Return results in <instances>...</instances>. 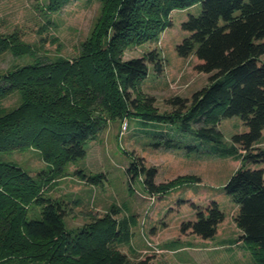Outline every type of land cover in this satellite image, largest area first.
Instances as JSON below:
<instances>
[{
  "label": "trees",
  "instance_id": "1",
  "mask_svg": "<svg viewBox=\"0 0 264 264\" xmlns=\"http://www.w3.org/2000/svg\"><path fill=\"white\" fill-rule=\"evenodd\" d=\"M68 1L47 0L46 4L48 10L58 11ZM98 1L100 14L73 57L49 56L40 52L44 45L25 42L18 31L0 32V56L11 53L15 59H25L0 70V264L27 260L67 264L75 255L81 258L78 264H150L149 258L133 262L114 248L116 241L130 238L129 225L114 218L117 208L71 230L65 226L62 205L43 197L42 185L6 158L34 147L53 173L63 174L74 166V174L84 176L73 163L87 155L88 144L109 120L129 115L131 107L146 121L176 123L189 148L195 147L194 141H209L219 155L241 161L224 189L238 206L234 222L240 240L261 250L263 255L255 264H264V148L258 146L264 132V0ZM198 3L200 14H189L181 23L187 34L176 52L182 58L194 57L195 69L209 74V83L190 98L169 97L166 103L173 110L160 112L155 97L141 91L150 66L157 73L163 71L159 52L154 49L129 59L124 58L125 52L158 39L172 25L174 10ZM14 95L18 103L4 106V100ZM235 116L247 130L234 134L228 144L219 124ZM148 132L164 140L156 147L184 145L163 131ZM138 161L126 168L129 181L141 179L153 196L179 182L200 180L180 176L157 183V169ZM31 201L41 206L39 217L27 216ZM191 205L196 218L184 221L180 231L212 240L226 219L219 203Z\"/></svg>",
  "mask_w": 264,
  "mask_h": 264
},
{
  "label": "rangeland",
  "instance_id": "2",
  "mask_svg": "<svg viewBox=\"0 0 264 264\" xmlns=\"http://www.w3.org/2000/svg\"><path fill=\"white\" fill-rule=\"evenodd\" d=\"M47 0H0V32L18 31L22 39L31 44L44 45L40 52L49 56L77 55L80 44L86 40L100 14L98 0H69L58 11L47 8ZM201 3L186 9H176L171 14L172 25L158 39L130 47L125 59L140 57L150 50H157L163 62V71L157 73L150 66L148 76L141 83V91L154 96L160 112H171L166 103L169 97L192 94L209 83V74L195 69L194 57L182 58L176 46L187 34L181 23L189 14L199 15ZM47 18L52 23L47 25ZM46 25L47 29L42 26ZM43 39V40H42ZM264 62V55L261 56ZM24 58L15 59L11 53L0 56V70ZM133 97L136 92H132ZM18 103L14 95L3 105L13 107ZM122 118L111 119L88 144L87 155L78 159L75 168H81L84 176L74 174V166L63 174L53 173L41 156L30 147L6 156L7 160L22 166L33 179L42 185L43 197L57 200L64 209L65 226L76 230L95 219L104 217L112 207L119 212L114 218L126 222L130 229L129 240L115 242V249L125 253L133 262L149 258L150 264H255L263 255L254 244L240 240V230L234 217L238 206L227 195L224 185L241 166L240 160L225 157L214 151L209 141H194L189 148L187 137L181 134L176 123L144 120L133 112ZM224 140L231 144L236 133L247 127L240 117L224 118L219 124ZM163 131L173 139L184 142L180 148L156 147L164 141L148 131ZM191 142V141H190ZM258 146L264 148V132ZM134 159L146 167L157 169L156 182H168L180 176H196L199 181H182L162 195H151L141 179L130 183L126 168ZM53 173V174H52ZM48 178V179H47ZM216 200L225 214V221L218 226L212 240H203L180 231L184 221L196 218L192 203L206 205ZM41 206L31 201L27 216L39 217ZM67 264H78L74 256ZM49 264L47 260L36 263Z\"/></svg>",
  "mask_w": 264,
  "mask_h": 264
}]
</instances>
